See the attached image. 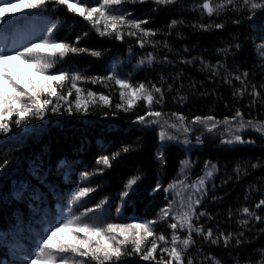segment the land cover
I'll use <instances>...</instances> for the list:
<instances>
[{"label":"trees","instance_id":"trees-1","mask_svg":"<svg viewBox=\"0 0 264 264\" xmlns=\"http://www.w3.org/2000/svg\"><path fill=\"white\" fill-rule=\"evenodd\" d=\"M90 2L85 0L88 6ZM218 2L213 0V6ZM201 3L202 0H177L166 7L151 3L123 5L132 18L149 21L144 27L156 31L149 38L159 42L155 47L151 42L141 47L137 37L127 35L121 41L102 37L81 17L67 12L65 7L54 9L51 4L44 10L18 14L13 23L0 25V49L5 51L38 44L47 35L46 29L55 23L54 40L101 53L98 57L84 53L56 59L49 74L79 73L86 77L114 74L133 85L155 84L163 93L162 102L154 103L151 108L163 113L157 124L136 122L138 116L149 111L142 99L124 111L128 107L127 98L121 100V89L114 80L77 81V86L85 90L84 99L87 90H91L108 96V106H102L97 99L89 105L87 113H77L73 106L69 114V103L75 100L74 89L71 95L67 94L71 88L69 79L62 88L58 87L67 99L51 98L52 104L43 119L32 116L17 127L15 117L11 118L10 131L0 133V264H27L26 258L36 250L51 226L70 215H79L85 208L94 209L101 202V210L83 217L84 222L103 226L149 221L157 219L169 201L178 210L181 201L187 202L192 189L179 184L169 192L164 189L178 180L191 185L204 176L208 170L206 163L216 165V171L206 181L207 195L196 209L197 213L207 215L195 223L204 225L205 232L211 228L216 236L231 233L232 238L226 247L223 240L211 244L193 233L195 243L186 255L193 258L194 264H208L203 259L207 256L214 257L219 264L264 261V222H257L240 211L248 207L264 217V206L255 208L264 199V134L245 128L238 133L244 143L228 144L222 141L232 138L236 121L218 123L212 132L202 125L191 124L195 116H213L218 122L226 117L231 120L237 109L244 121H264V58L257 55L255 48L264 35L257 27L264 24V11L257 10L255 22H250L247 10L233 11L229 6L209 16L197 7ZM173 19L179 22L169 28ZM234 20L240 23H233ZM216 24L223 27L217 29ZM200 25L210 27L203 30ZM77 36L81 37L78 43ZM149 53L155 57L154 61L141 63ZM236 76L246 83L241 84ZM253 85L259 96L251 95ZM242 88H247L244 94L233 95ZM118 104L123 107L118 108ZM53 106H58L56 113L51 111ZM172 113L186 117L184 124L192 131L185 134L182 128L178 131L169 127L171 124L180 127ZM151 119L146 116V120ZM161 131L165 132L164 141L160 139ZM168 136L176 139L168 140ZM122 146L133 150L122 153L111 167L96 163L99 157L111 156ZM182 162H187V166ZM252 164L258 167L253 168ZM85 173L91 175L85 178ZM136 176L140 180L122 199L128 180ZM157 184L161 187L154 191ZM78 187H92L95 191L81 205L72 207L68 203L70 195ZM241 220L249 223L243 225ZM168 223L156 224L155 231L170 241L172 230ZM151 239L148 238L147 246ZM237 239L240 244L236 243ZM156 255L159 257L161 253L157 251ZM116 264L155 262L133 255L123 257Z\"/></svg>","mask_w":264,"mask_h":264},{"label":"snow or ice","instance_id":"snow-or-ice-1","mask_svg":"<svg viewBox=\"0 0 264 264\" xmlns=\"http://www.w3.org/2000/svg\"><path fill=\"white\" fill-rule=\"evenodd\" d=\"M177 0H97L95 6H88L85 0H0V25L13 23L18 14L32 12L34 10H44L48 4L53 8L65 7L67 12L81 17L87 21L92 29H94L102 37H114L121 41L124 36L137 37V43L143 47L146 43L151 42L153 47L158 44V41H150V37L156 35V31L144 27L148 20H140L132 18V13L122 8L125 4H145L151 3L158 7H166L174 5ZM231 6L233 11L247 10V19L250 22H255L257 10L264 11V0H219L213 6V0H202V3L197 5L198 8L206 12L209 16L219 14ZM119 9V11H117ZM153 8V11H156ZM179 21L173 19L168 27H174ZM233 23H240L239 20H234ZM57 24H52L46 29L47 35H44L38 44H29L22 49L14 51H5L0 49V133H8L10 131L9 122L12 117H15V125L19 127L22 123L28 122V118L35 116L43 119L48 106L52 104L51 98L57 100H66L67 96L58 91V87L62 88L67 80H71V88L68 89V95L75 90V100L69 103L67 109L69 114H72L73 106L77 113H87L89 105L95 104L97 99L102 102V106H108L110 99L108 96L98 94L91 90H87V99L82 97L84 89L77 86V81H90L91 83L103 82L104 80H114L121 89L120 97L124 101L127 98L128 107L124 111H129L141 99L146 102L149 111L145 115L138 116L136 122L144 125L157 124L163 113L152 111V105L159 104L163 100V93L160 87L155 84L139 83L133 85L128 80L117 78L114 74L107 77H86L79 73L49 74L48 70L53 68L56 59H64L69 54L79 55L87 53L91 56L98 57L101 55L99 51L78 47L76 44H69L63 41H56L53 37V30ZM208 25H200L203 30L208 29ZM215 27L220 29L222 24H216ZM258 29L264 32V24L257 26ZM85 36L88 33H84ZM81 37H76V42L80 41ZM165 47H167L165 43ZM239 47V46H237ZM257 55L264 58V38L255 45ZM223 51H227L224 49ZM155 57L149 53L145 61L141 63L151 64ZM191 63V61H187ZM203 63V62H202ZM208 67V65H204ZM215 75V70H213ZM245 76L248 74L245 73ZM241 84L246 81L240 76L235 77ZM231 83V81H226ZM264 87V86H262ZM247 91V88L238 89L233 95H242ZM159 93V98L156 97ZM253 97L259 96L256 87L252 86ZM183 99V97L181 98ZM118 108H122L123 104H118ZM58 106H53L51 111L56 113ZM179 121L180 127L176 124H171L169 127L177 128L179 131L182 128L185 134L192 131L191 128L184 124L186 117L181 114L172 113ZM147 117H152L151 120H146ZM236 121L235 131L232 133V138L223 143H244L242 137L238 134L245 128H250L255 132L264 134V121L243 120V114L239 109L231 118H225L224 121L218 122L213 116H195L191 124L202 125L208 132L216 129L218 123L230 124ZM209 122H212L209 124ZM161 141L165 140V132L160 133ZM168 140L176 139L175 136H168ZM200 138L197 137V141ZM133 150L130 146H122L117 152L111 156H101L96 163L103 164L105 167H111L112 162L117 160L122 153H127ZM161 158V157H158ZM187 166V162H182ZM253 168L258 167L257 164L251 165ZM208 169L204 176L199 177L197 181L191 185L185 184L183 180H178L173 184H169L164 189L165 192L173 190L177 184L182 185L185 189H192L187 197V202L181 201L179 209L173 207V201H169L165 208L160 210L157 219L132 222L127 224L108 223L103 226L90 224L82 220L89 213L99 211L102 208L103 202L97 204L95 208H85L79 215H70L67 219H63L57 225L51 226L45 236L41 238L37 244L36 250L30 257H27V264H116L125 256L139 255L143 261H154L155 264H194L191 256L186 253L191 245L195 243L192 234L202 236L204 241L211 244H218L223 240L227 247L232 234L225 235L220 233L214 235L213 229L209 228L206 232L204 225L195 223L200 217L207 215L205 212L197 213V206L201 204V200L207 195L206 181L210 180L216 171V165H208ZM102 172L103 169H97ZM91 175L85 173V178ZM140 180L139 176L128 180L125 185V190L121 193V198L127 197L129 192L133 190V186ZM157 184L154 191L160 189ZM92 187H78L76 191L71 193L69 205L72 207L81 205L90 193L94 192ZM215 199V197H214ZM264 206V199H261L255 208L259 209ZM72 208H69L71 212ZM116 211L119 213L120 208ZM249 218H253L257 222H264V217L256 214L254 210L244 207L240 210ZM231 214V213H230ZM211 219V217H208ZM171 220L173 222L168 223ZM168 223V227L172 230L171 240L169 241L163 233L157 234L155 225L158 223ZM241 224L247 225L248 220H241ZM186 233V235H181ZM112 234V235H109ZM240 235H243L241 233ZM151 237L150 246L148 238ZM122 238V239H121ZM240 244L239 239L236 240ZM131 245V250L128 251V246ZM163 245V246H161ZM159 251L161 255L157 257ZM167 257V258H165ZM208 264H219V261L212 256L203 258ZM264 264V261L261 262Z\"/></svg>","mask_w":264,"mask_h":264},{"label":"rangeland","instance_id":"rangeland-1","mask_svg":"<svg viewBox=\"0 0 264 264\" xmlns=\"http://www.w3.org/2000/svg\"><path fill=\"white\" fill-rule=\"evenodd\" d=\"M96 4H97V0H91L90 6H95ZM117 11H119V9ZM261 38H264V35H262ZM261 38H259V39L261 40Z\"/></svg>","mask_w":264,"mask_h":264}]
</instances>
